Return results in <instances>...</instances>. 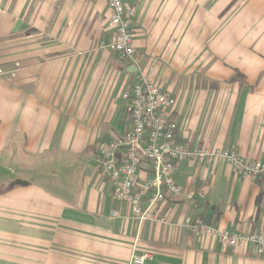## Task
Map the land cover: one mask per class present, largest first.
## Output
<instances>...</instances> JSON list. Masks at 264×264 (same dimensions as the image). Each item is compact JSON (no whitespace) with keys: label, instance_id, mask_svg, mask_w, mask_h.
I'll return each mask as SVG.
<instances>
[{"label":"crops","instance_id":"0c3cea01","mask_svg":"<svg viewBox=\"0 0 264 264\" xmlns=\"http://www.w3.org/2000/svg\"><path fill=\"white\" fill-rule=\"evenodd\" d=\"M131 3L139 69L177 97L178 140L264 161V0ZM109 17L107 0H0V264H264L253 243L183 225L264 233V178L182 162L165 223L115 200L97 159L131 127L122 94L139 70L110 49Z\"/></svg>","mask_w":264,"mask_h":264},{"label":"built area","instance_id":"2783aa9c","mask_svg":"<svg viewBox=\"0 0 264 264\" xmlns=\"http://www.w3.org/2000/svg\"><path fill=\"white\" fill-rule=\"evenodd\" d=\"M131 1L107 0L111 31L109 47L139 70L138 80L122 94L131 127L100 146L97 162L102 175L112 185L115 200L127 203L135 220L165 223V217L160 214L161 204L170 196L184 194L183 187L175 180L182 162L223 161L238 174L258 179L264 178V161L249 160L232 149L192 147L178 140L179 123L174 118L177 97L151 78L153 65L150 72L139 69L141 60L135 47V9ZM144 167L150 174L140 181L139 172ZM195 197L204 198L205 194L202 190L187 193L189 200ZM183 225L192 232L212 236L224 246L253 243L260 254L264 253V233L232 232L193 216L186 217ZM149 258L148 252L136 254L129 264H146Z\"/></svg>","mask_w":264,"mask_h":264},{"label":"water","instance_id":"95a60500","mask_svg":"<svg viewBox=\"0 0 264 264\" xmlns=\"http://www.w3.org/2000/svg\"><path fill=\"white\" fill-rule=\"evenodd\" d=\"M15 184H27L28 182L24 181V180H21V179H16L14 181Z\"/></svg>","mask_w":264,"mask_h":264},{"label":"rangeland","instance_id":"374dc122","mask_svg":"<svg viewBox=\"0 0 264 264\" xmlns=\"http://www.w3.org/2000/svg\"><path fill=\"white\" fill-rule=\"evenodd\" d=\"M17 65V67H19V64H16ZM14 248H16V247H14ZM19 248V247H18ZM14 251H15V249H14ZM1 255H4L2 252L0 253ZM17 254H19V253H17ZM14 256H16L15 254H14Z\"/></svg>","mask_w":264,"mask_h":264}]
</instances>
